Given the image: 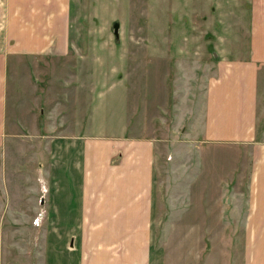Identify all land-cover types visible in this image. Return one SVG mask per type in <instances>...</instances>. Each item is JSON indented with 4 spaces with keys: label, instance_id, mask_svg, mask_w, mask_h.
Here are the masks:
<instances>
[{
    "label": "rangeland",
    "instance_id": "obj_1",
    "mask_svg": "<svg viewBox=\"0 0 264 264\" xmlns=\"http://www.w3.org/2000/svg\"><path fill=\"white\" fill-rule=\"evenodd\" d=\"M220 1L227 4L220 5L225 7L222 11H218ZM70 2L71 24L82 35L73 38L78 47L68 56L38 59L48 67L39 77L30 72L31 94L41 88L39 111H48L46 96L52 87L57 109L65 111V117L75 113L74 129H60L74 138L107 137L124 129V133L143 129L142 136H154L159 213L153 231L155 247L165 254L167 264H228L231 242L242 239L241 215L235 210L244 205L237 192L245 193L248 170L245 175L241 151L198 141L199 132L190 128L203 124L202 101L214 69V44L221 40L213 38L211 30L221 33L226 14L232 9L243 17L245 9L232 7L234 0ZM78 109L82 114L76 113ZM17 130L21 136L16 138L33 148L20 154L15 144V156L25 162L20 168L10 167L9 158L14 157L8 156L7 176L16 182L12 179L14 185H7L6 196L0 194L2 245L10 251V259L3 264H72L71 252L54 246L65 235V224L47 220L39 246L34 231L26 226L33 219L27 209L43 207L51 212L57 208L65 220V208L74 206L69 197L79 191L84 162L77 151L50 157L49 136L45 137L49 129H25L26 134ZM29 131H40L42 139ZM50 150L56 152V147ZM16 206L26 212L9 211ZM35 222L40 227L42 220ZM233 257L229 256L230 263Z\"/></svg>",
    "mask_w": 264,
    "mask_h": 264
},
{
    "label": "crops",
    "instance_id": "obj_2",
    "mask_svg": "<svg viewBox=\"0 0 264 264\" xmlns=\"http://www.w3.org/2000/svg\"><path fill=\"white\" fill-rule=\"evenodd\" d=\"M70 1L0 0V194L6 196L8 186L14 185L11 180L15 178L7 176L8 156L14 157L9 158L10 167L20 168L25 163L20 155L15 156V144L20 154L33 148L27 145L30 142L16 138L21 136L17 129L24 134L25 129H49L45 132L49 156L77 151L79 161L84 162V175L78 193L69 197L74 206L65 208V220L58 216L57 208L51 212L43 207L27 209L33 219L26 226L34 231L39 246L50 220L55 225L65 224L67 231L54 246L71 252L72 264H167L165 254L155 247L153 233L159 216L155 194L157 139L142 136L143 129L131 133H124V129L88 140L74 138L60 129H74L75 113L65 117V111L57 109L52 87L46 96L48 111H39L41 88L31 94L30 72L39 77L48 68L37 60L46 55L65 57L78 47L73 38H80L81 33L71 24ZM220 5L227 4L220 1L218 11L225 9ZM233 6L245 9L243 17L229 8L224 31L209 32L221 40L214 44V69L202 101L203 124L198 122L199 126L190 129L199 132L198 141L241 151L244 174L247 170L249 174L248 185L241 176L246 190L237 193L244 205L235 210L241 215L242 239L231 242L226 260L228 264H264V0H234ZM76 113L82 114L79 109ZM145 130L156 133L155 129ZM30 133L37 135L35 139L43 137L38 135L40 131ZM53 147L56 152L50 150ZM40 198L41 194L42 203ZM18 207L9 211L26 212ZM39 218L40 227L35 222ZM229 256H234L231 263ZM9 259L10 251L2 245L0 220V264Z\"/></svg>",
    "mask_w": 264,
    "mask_h": 264
},
{
    "label": "water",
    "instance_id": "obj_3",
    "mask_svg": "<svg viewBox=\"0 0 264 264\" xmlns=\"http://www.w3.org/2000/svg\"><path fill=\"white\" fill-rule=\"evenodd\" d=\"M113 29H114V33H115V34H117V32H118V30H117V29H118V25H117V23H115V25H114V28H113Z\"/></svg>",
    "mask_w": 264,
    "mask_h": 264
}]
</instances>
